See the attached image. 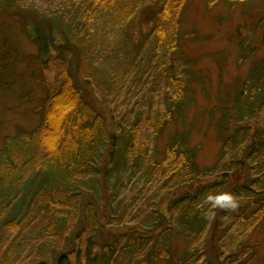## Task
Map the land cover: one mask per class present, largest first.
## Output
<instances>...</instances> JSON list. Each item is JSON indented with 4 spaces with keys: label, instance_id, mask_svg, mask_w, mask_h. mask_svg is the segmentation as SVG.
Listing matches in <instances>:
<instances>
[{
    "label": "rangeland",
    "instance_id": "374dc122",
    "mask_svg": "<svg viewBox=\"0 0 264 264\" xmlns=\"http://www.w3.org/2000/svg\"><path fill=\"white\" fill-rule=\"evenodd\" d=\"M208 3L209 0H190L181 17L177 49L170 53L164 44L165 47L155 53V34H150L155 26L143 20L151 10H141L142 4L131 13L127 8L129 2L107 12L95 7L93 0H16L13 10L6 11L0 0V264L36 263L43 258L52 263L64 252L72 253V264L188 263L190 252L186 234L175 226L170 237V261H155L147 249L141 256L130 252L131 246L126 243L135 235L136 228L129 225L124 230L119 225L106 224L110 215L122 213L117 202L108 205L110 194L104 184L98 195L101 202L82 191V206L90 201L96 211L84 212L81 208L70 215H57L59 235L43 238L40 232L32 234L38 219L29 205L37 195L42 175L32 174L25 181H16L10 179L8 171L14 161L13 147L21 140L22 133L32 132L40 122L39 105L45 98L41 84L54 82L57 69L50 57L57 51L63 52L59 49L64 46L76 50L77 59L70 66L74 81L87 88L83 94L85 101L97 115L106 119L110 131L106 147L108 158L116 155L117 139L122 135L118 130L123 123H134L135 117L154 121L156 113H167L166 105L176 112V106L168 105L179 96L171 85L173 78L188 82L182 123H169L156 144L143 150L141 167L148 169L147 161L153 156L157 163L164 161L167 147L175 139L173 136L181 132L187 135L191 149L199 148V168L214 166L224 146L218 129L221 105L233 95L235 98L244 83L261 68L264 59V0L233 3L221 0L213 6ZM140 19L143 22L139 24ZM25 24L36 29L39 35L36 43L25 34ZM124 33L132 37L131 46L124 43ZM44 39L47 49L41 44ZM81 64L88 65L92 71L83 73L84 70L79 69ZM147 84L153 90L151 105H148L149 97L144 88ZM110 86L115 94L109 92ZM134 97L140 105L133 101ZM178 104L181 105V101ZM110 105L114 109L117 107L114 110L119 117L117 122L112 119ZM174 117H178L177 113ZM243 125L251 127L255 134L264 125V113ZM237 126L232 125L231 129ZM141 136L150 137L151 134L143 130ZM238 159L240 167L246 170L243 157ZM120 164L118 162L116 167ZM150 177L153 181L152 174ZM124 178L118 187L125 184L129 189L128 175ZM131 180L136 181L135 177ZM216 180L218 177L208 182ZM241 182L229 181L230 186ZM99 203L102 204L100 208ZM91 212L96 218L92 222L88 219ZM161 212L170 218L167 202ZM116 218L114 223L119 222V217ZM88 223H91L89 228H85ZM6 224L8 228H4ZM256 225L248 233L246 247L233 250L243 253L249 264H264V217ZM210 237L207 236V241ZM206 256L205 264L216 263V255L209 250Z\"/></svg>",
    "mask_w": 264,
    "mask_h": 264
},
{
    "label": "trees",
    "instance_id": "16d2710c",
    "mask_svg": "<svg viewBox=\"0 0 264 264\" xmlns=\"http://www.w3.org/2000/svg\"><path fill=\"white\" fill-rule=\"evenodd\" d=\"M143 1L147 0H93V3L95 7L107 12L123 7L126 2H129L127 8L131 13L138 10L139 4H142L141 10L150 8L151 11L143 16V20L155 26L150 32L155 34V53L165 47L164 44L166 50L169 49L168 52H173L178 47L181 17L190 0H148L149 4ZM219 1L221 0H209L208 4L213 6ZM223 1L233 3L244 0ZM15 3L16 0H1L6 11H12ZM142 22L140 19L138 23ZM169 25L172 26L171 29ZM24 28L28 39L36 43L39 38L36 29L26 24ZM123 37L124 43L131 46L132 37L127 33ZM42 41L44 43L41 44L47 49V40ZM61 49L63 52L57 51L50 57V62L57 69L54 82L48 84L44 81L41 84L45 98L39 105L40 122L32 132L22 133L21 140L13 147L14 161L8 171L10 179L16 181H25L32 174L42 175L37 195L33 196L29 205L33 216L38 219L32 234L40 232L43 238L59 235L57 215H70L81 208H84V212L88 209L96 211L90 201L82 206V191L92 194L101 202L98 195L104 184L110 194L108 205L117 202L122 213L110 215L106 224L119 225L124 230L129 225L136 228L135 235L126 243L131 246L130 252L141 256L147 249L155 261H170V237L175 226L186 234L190 252V259L186 264H205L203 261H207L208 250L216 255L215 264H249L245 262L243 253H234V250L244 246L250 230L264 217V125L253 134L251 127L243 124L253 120L257 114L264 113V59L261 68L244 83L235 98L233 95L221 105L222 117L218 129L224 146L216 164L211 168H199V148L191 149L187 135L181 132L173 136L175 139L167 147L164 161L157 163L155 156L147 161L151 172L149 167H141L143 150L156 144L157 138L164 133L169 123H182L185 99L189 93L188 82L173 78L170 80L179 96L172 101L173 104L168 105L176 106V112L166 105L167 113H156L154 121H143L135 117L134 123H121L118 131L122 135L116 143L118 149H114L117 150L116 155L110 159L106 148L107 141L110 140L106 119L101 114L97 115L85 101L83 94L87 88L80 87L72 75L70 64L77 59L76 50L72 51L66 46L59 50ZM85 65L79 66L82 72L84 70L83 73L92 71ZM94 82L97 86V81ZM150 87L148 84L144 86L149 97L148 105H151L153 98ZM108 89L111 93L115 92L111 86ZM133 101L137 102L135 97ZM179 101L181 105L178 104ZM110 107L113 110L112 119L117 122L119 117L114 111L117 107ZM175 113L177 118L174 117ZM236 124L238 126L231 129ZM143 130H148L151 136L142 137ZM239 156L243 157L246 170L240 167ZM118 162L121 163L120 167H116ZM139 169H143V172H139ZM149 174L153 175V181ZM124 175H128L129 189H126L125 184L118 187L123 183L121 181H125ZM221 176L222 179H219ZM134 177L135 182L131 180ZM214 177H218L216 182H208ZM229 181L242 182L230 186ZM225 189H229V193L238 198V207L227 212L221 209L210 210V205L205 203L206 196L210 193H222ZM166 202L170 218L161 212ZM98 206L100 208L102 204L99 203ZM116 217H119V222L114 223L113 219H117ZM88 219L90 222L96 220L94 212L89 213ZM85 222L87 223L86 220ZM89 224L91 223L84 227L89 228ZM96 224L98 226L99 223ZM237 226L239 227L235 229ZM8 227L6 224L4 228ZM12 234L13 231L6 237ZM207 236H211L209 241ZM71 254L64 252L52 263L43 258L28 264H72ZM15 263L16 261H12L11 264Z\"/></svg>",
    "mask_w": 264,
    "mask_h": 264
},
{
    "label": "clouds",
    "instance_id": "9594fccd",
    "mask_svg": "<svg viewBox=\"0 0 264 264\" xmlns=\"http://www.w3.org/2000/svg\"><path fill=\"white\" fill-rule=\"evenodd\" d=\"M205 203L210 205V210L234 211L238 207V198L229 192L210 193L206 196Z\"/></svg>",
    "mask_w": 264,
    "mask_h": 264
}]
</instances>
